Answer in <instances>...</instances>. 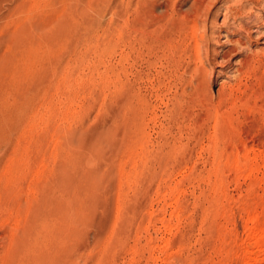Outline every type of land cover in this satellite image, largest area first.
I'll return each mask as SVG.
<instances>
[{"label": "rangeland", "instance_id": "374dc122", "mask_svg": "<svg viewBox=\"0 0 264 264\" xmlns=\"http://www.w3.org/2000/svg\"><path fill=\"white\" fill-rule=\"evenodd\" d=\"M263 40L264 0H0V264H264Z\"/></svg>", "mask_w": 264, "mask_h": 264}, {"label": "bare ground", "instance_id": "6f19581e", "mask_svg": "<svg viewBox=\"0 0 264 264\" xmlns=\"http://www.w3.org/2000/svg\"><path fill=\"white\" fill-rule=\"evenodd\" d=\"M202 1H205V0H199V2H200V3H201ZM245 29H247V28H245ZM245 29H243V31H242V32H244V31H245ZM250 32L252 33V31H249L248 29H247V31H245V33H246V36H248L247 40H249V39H250V40L252 41V39H251L252 35L250 34ZM245 33H244V34H245ZM256 33H257V32H256ZM257 35H259V34H257ZM259 36H260V35H259ZM259 36H258L257 38H260V39H262V38H263V36H262V37H261V36L259 37ZM253 38H254V37H253ZM255 39H256V38H255ZM255 39H254V40H255ZM251 41H250V42H251ZM263 41H264V40H263ZM257 42H259V40H258ZM235 44H238V46H239V44H242V43H241V41H235ZM245 47H246V46H245ZM263 51H264V49H263ZM261 52H262V51H261ZM252 55H253V54H252ZM256 56H258V55H256ZM245 61H246V60H245ZM245 61H242V63H244ZM238 64H240V65H241V62H240V63H238ZM245 64H246V63H245ZM245 64H244V65H245ZM242 65H243V64H242ZM240 67H242V66H240ZM235 71H236V70H235Z\"/></svg>", "mask_w": 264, "mask_h": 264}]
</instances>
